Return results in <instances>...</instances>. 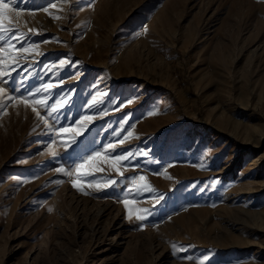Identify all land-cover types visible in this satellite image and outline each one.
Segmentation results:
<instances>
[{
	"label": "rangeland",
	"instance_id": "rangeland-1",
	"mask_svg": "<svg viewBox=\"0 0 264 264\" xmlns=\"http://www.w3.org/2000/svg\"><path fill=\"white\" fill-rule=\"evenodd\" d=\"M19 7L34 50L0 84V264H264V0ZM49 82L68 100L58 118L21 102ZM82 115L94 119L75 144L49 129ZM109 143L135 154L123 177L104 163L89 179L115 186L73 187L75 164ZM139 175L155 192L134 191Z\"/></svg>",
	"mask_w": 264,
	"mask_h": 264
},
{
	"label": "snow or ice",
	"instance_id": "snow-or-ice-1",
	"mask_svg": "<svg viewBox=\"0 0 264 264\" xmlns=\"http://www.w3.org/2000/svg\"><path fill=\"white\" fill-rule=\"evenodd\" d=\"M53 7H55V5H53ZM22 11H24V9L19 7V0H0V84L7 83V80H5L4 77L11 76L13 65L17 63L19 59L18 53H28L34 50L31 46H24L28 39V33L21 32L19 27L15 24L13 17L10 15L15 12L16 15L19 16ZM44 11L47 12V9H44ZM53 18L59 19V17ZM29 32L37 34L33 29H29ZM14 41L16 43H14ZM17 43H19L21 47L17 48ZM60 64L63 65L64 61H61ZM53 87L54 85L51 82L43 84L29 96L21 98V102L26 104L31 102L39 105L45 109L47 116L56 115L58 118L59 111L65 106L68 100L64 97H53L50 94ZM6 92L7 89L5 87H0V111H3L6 107V104L3 102V97ZM8 99L15 100L17 97L8 96ZM97 102L99 101H97L96 97H93V103ZM128 102L131 103L132 101L129 100ZM91 106L92 105L90 104L89 107ZM32 110L36 113L37 117L43 119L46 124L48 123V120L44 116H41V113L37 111L36 107H33ZM93 119V115H82L74 121L75 127L69 128L61 126L56 129L54 125H50L49 129L50 131L55 130L56 136H61L62 134L70 132V143L75 144L77 142V138L87 130L88 125ZM121 131L126 130L122 129ZM116 135H119V133ZM132 135L131 131H127V135L120 139L118 143L123 144L128 138L132 137ZM69 146L70 144L65 142V147ZM115 149L116 145L109 143L102 150H97L92 152L90 155L81 157L80 162L74 166L76 178L72 181L73 187L83 191L85 185H82L81 181H86V186L95 189L97 192L115 186L118 182L111 178L101 180L89 179L90 177H94L95 173H99L104 170L101 167L104 163H107L108 166L116 171L118 175L123 177L121 167L125 165L126 162L129 161L135 154L129 151L126 154L111 155L109 150H111V152H115ZM51 154L53 156L56 155L55 151ZM56 171L70 176L72 175L73 169H65L61 166L58 167ZM131 183L135 186L134 191L136 193L155 192V189L151 186V184L146 182V177L144 175L132 177ZM129 191H133V189H129ZM84 194L87 195L90 193L84 192ZM155 199L156 203H159L163 197L157 196ZM121 202L124 204L125 208L128 209L129 219H131L133 215H135L137 220H144L146 218L145 214L149 211L148 209L130 207V205H133L135 201H131L129 199H124Z\"/></svg>",
	"mask_w": 264,
	"mask_h": 264
}]
</instances>
